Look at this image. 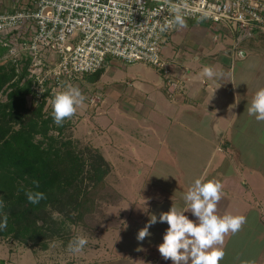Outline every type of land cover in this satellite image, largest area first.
<instances>
[{
	"label": "crops",
	"instance_id": "0c3cea01",
	"mask_svg": "<svg viewBox=\"0 0 264 264\" xmlns=\"http://www.w3.org/2000/svg\"><path fill=\"white\" fill-rule=\"evenodd\" d=\"M11 6V0H0V11L11 10ZM262 40L259 47L264 48ZM247 47L256 48L253 43ZM233 50L228 54L233 55ZM240 57L241 61L257 59L247 50H242ZM173 58L170 77L180 81L173 98L165 92L168 76L164 73L157 80L153 74L135 69L121 75L114 59L108 60L101 72L97 81L104 82L103 96L115 107L114 112L119 109L122 124L131 129H118L116 143L107 135L112 122L108 117L103 120L100 113L106 126L102 124L99 149L109 158L116 148L140 173L145 167L150 171L144 183L149 188L136 194L143 197L140 203L133 199L135 207L148 201L150 205L144 213H117L115 224L100 230L97 243L75 253L79 256L67 264H172L157 248L167 223L151 225L150 235L143 240L137 235L152 214L159 217L172 204L183 209V194L197 178L222 182L224 194L216 205L218 215L246 217L237 233L225 234L223 243L213 246L224 250L220 264H264V121L247 113L254 93L264 88V57L257 59L254 68H240L232 61L229 68H215L209 57H202L190 68ZM206 65L223 75L203 77ZM107 66L111 67L108 72ZM125 138L132 142H123ZM174 171L177 174L173 175ZM185 215L196 220L190 211Z\"/></svg>",
	"mask_w": 264,
	"mask_h": 264
},
{
	"label": "built area",
	"instance_id": "2783aa9c",
	"mask_svg": "<svg viewBox=\"0 0 264 264\" xmlns=\"http://www.w3.org/2000/svg\"><path fill=\"white\" fill-rule=\"evenodd\" d=\"M11 2V10L0 11V38L14 61L30 59L33 92L29 98L34 102L48 90L55 93L65 82L101 70L110 57L125 64L144 62L158 67L168 76L166 92L173 98L180 81L170 77L161 53L178 27L169 23L172 7L178 6L185 20L223 24L238 40L233 44L235 51L242 42L264 37V0Z\"/></svg>",
	"mask_w": 264,
	"mask_h": 264
},
{
	"label": "rangeland",
	"instance_id": "374dc122",
	"mask_svg": "<svg viewBox=\"0 0 264 264\" xmlns=\"http://www.w3.org/2000/svg\"><path fill=\"white\" fill-rule=\"evenodd\" d=\"M262 39H251L242 42L239 44L240 49L238 51L233 50V55H230L228 50L238 41L231 31L224 27L223 24L215 23L212 20L199 21L190 19L186 20L185 27H177L175 29L171 39L162 46L161 53L167 62L170 72H172L174 62H172V57L180 60L183 66L190 68L196 67L198 62H201L200 59L202 57L213 59L215 68L219 66L229 68L231 61L234 66H240V68L244 66L254 68L253 65L257 59L260 61L259 57H264V48L259 47L261 46V41H263ZM250 43H253L256 48L247 47ZM242 50H247L249 56H257L256 61L252 57H247L241 61L240 52ZM110 59H114L117 62L116 72L121 75L125 72L131 73L135 69L143 71L146 75L153 74V79L156 80L163 76V71L152 64L137 62V64L133 65L132 63L125 64L117 58L110 57L108 60ZM107 67L106 70L108 72L111 67ZM89 74L86 73L74 81H67L59 88H56V91H61L67 87L76 86L79 87L82 93L86 94H83L85 96L83 105L77 108L76 113L72 117L68 118L70 124L65 130V137L73 139L84 153H87L90 147L92 150L99 149V145L103 141L101 139V135H103L102 124H104V127L106 126V122H101L102 119L104 120L108 117L109 123L112 122L107 135H111V139H116V143L120 139L119 135L118 138L115 136V132L118 129L124 130V132L131 129L129 126L122 124V116H118L119 109L114 112L115 107H111V102L103 96L104 82L89 80ZM256 84L259 83L256 82ZM53 94L47 98V109H52L51 98ZM90 96L98 97L95 101H92ZM2 97L5 98L6 95L3 94ZM100 113L103 114L102 119L100 118ZM122 140L123 142H132L130 138ZM108 146L110 145L108 144L106 149ZM115 149L112 151V157L107 158L108 156H105L110 162L111 168L104 184L93 186L92 182L86 181L84 191H87L89 195L87 194L85 199L84 212L70 211L67 212L69 215L66 216L55 211V224L53 220L49 223L52 226H59V222L63 220L64 227L60 235H54L47 240V248L45 249L41 245H31V243H24L12 238H0V264H58L61 262L67 264L71 259L79 256V254L77 255L69 250V244L75 237L85 236L87 238L88 243L80 252L83 253L84 250H89L93 244L97 243L98 239L96 240L95 238L99 237L100 230L115 224L117 213H144L147 211L150 205L149 201L141 202L142 204L138 207H135L134 203L136 204L139 199L143 198L136 194L140 195L142 191L144 192V190L149 188V186H144V183L150 171L145 167L143 173H140L139 169L128 158L119 155ZM128 150L130 151L131 147ZM175 174L177 173L174 171L173 175ZM143 196L147 198L145 193ZM134 198H137L136 202H134ZM134 207L136 208L135 210H133ZM78 215H81V218L75 219Z\"/></svg>",
	"mask_w": 264,
	"mask_h": 264
},
{
	"label": "trees",
	"instance_id": "16d2710c",
	"mask_svg": "<svg viewBox=\"0 0 264 264\" xmlns=\"http://www.w3.org/2000/svg\"><path fill=\"white\" fill-rule=\"evenodd\" d=\"M8 52L0 38V198L8 216L0 238L45 249L47 240L60 235L64 227L63 220L59 226L49 223L53 220L55 224L54 212L83 213L89 195L84 191L86 181L103 185L111 165L100 149L90 147L84 153L73 139L65 137L70 121L65 118L61 125L55 124L52 109L46 107L51 90L39 102L29 98L33 92L30 59L14 61ZM104 67L89 74V80L97 81ZM33 180L39 181V187ZM27 191L43 192L45 198L33 204Z\"/></svg>",
	"mask_w": 264,
	"mask_h": 264
},
{
	"label": "clouds",
	"instance_id": "9594fccd",
	"mask_svg": "<svg viewBox=\"0 0 264 264\" xmlns=\"http://www.w3.org/2000/svg\"><path fill=\"white\" fill-rule=\"evenodd\" d=\"M172 12L173 20L169 23L181 28L185 27L186 20L180 8L172 7ZM201 75L213 78L223 74L214 72L211 66L206 65ZM84 100L85 96L76 86L55 92L51 98V116L54 123L61 125L65 118L72 117L77 108L83 105ZM247 113L255 116L259 121H264V88L254 93L247 104ZM33 184L39 187V181L33 180ZM223 194L222 182L215 179H195L183 194L185 207L180 209L172 204L170 209L161 212L159 217L152 214L145 226L139 230L137 239L143 240L150 235L149 227L158 221L167 223L168 227L164 231L162 243L157 246L165 260L170 259L172 264H220L225 255L224 250L213 246L222 244L225 234L237 233L246 222L244 215L220 216L216 213V205ZM26 195L28 201L33 204L45 198V193L40 191H27ZM4 207L5 202L0 198V231L8 224V216L3 213ZM189 211L196 217L195 221L185 215ZM87 243L85 236H77L70 242L69 250L73 253L81 252Z\"/></svg>",
	"mask_w": 264,
	"mask_h": 264
}]
</instances>
